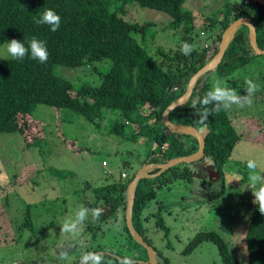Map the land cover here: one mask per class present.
I'll return each instance as SVG.
<instances>
[{
  "label": "rangeland",
  "instance_id": "374dc122",
  "mask_svg": "<svg viewBox=\"0 0 264 264\" xmlns=\"http://www.w3.org/2000/svg\"><path fill=\"white\" fill-rule=\"evenodd\" d=\"M107 1L112 8L122 2L127 20L149 23L143 36L138 34L137 38L158 62L163 57L160 51L174 50L186 34L192 39L189 44L198 49L211 45V35L218 32L219 26L211 22L218 19L219 9L228 2L244 6V0H183V8L194 18L172 28L170 17L162 11L131 1ZM6 46L7 43L0 46V60L9 57ZM110 66L107 58L90 62V66L55 64L53 71L77 88L81 83L99 84ZM227 70L214 69L204 78L212 87L219 78L241 96L246 94L244 81L248 78L258 83L260 90L250 107L233 105L227 110L240 137L223 166L222 179L211 181L204 177L203 171L211 170L212 164L204 156L202 161L187 163L196 171L191 179L177 178L155 187V197L143 207L139 222L160 264L164 257L168 264H222L212 241H203L186 251L195 233L208 229L217 231L228 242L240 264H247L243 236L254 204L252 192L259 186L250 184L246 161L255 159L257 171L264 169V53L255 54L233 73ZM113 116L92 122L68 108L38 103L32 110L34 120L25 119L29 124L25 135L0 133V264H81L80 257L95 250L103 257L101 264H120L125 256L135 264H146L145 250L127 237L122 217L117 221H93L89 212L76 235L60 231L65 219L74 218L80 205L93 208L86 203L99 200L105 186L124 180L122 174L128 177L140 169L148 151L157 147L156 142L144 136L133 141L110 133ZM41 125L43 138L36 147H29L34 135H42ZM148 169L154 166L148 164ZM221 184L224 192L219 194ZM27 208L31 229L23 225ZM158 217L168 231L157 226ZM60 253L66 255L61 258Z\"/></svg>",
  "mask_w": 264,
  "mask_h": 264
},
{
  "label": "trees",
  "instance_id": "16d2710c",
  "mask_svg": "<svg viewBox=\"0 0 264 264\" xmlns=\"http://www.w3.org/2000/svg\"><path fill=\"white\" fill-rule=\"evenodd\" d=\"M128 1L166 13L170 17L169 24L172 28H177L182 23L188 24L194 18L191 12L183 8V0H124ZM123 6L121 2V6L112 8L107 0H0V46L15 38L27 47L30 39L35 37L46 42L49 54L46 63H40L30 55L22 61L10 56L0 60V133L19 132L25 135L29 130L25 119L29 117L32 122L35 105L45 103L54 108H68L92 122L114 115L108 128L110 133L133 141L144 136L148 141L157 143L156 148L148 151L142 164H162L170 158L197 150L198 142L195 137L168 131L162 122V112L171 101L183 94L191 74L217 53L223 31L235 19L249 17L252 20L257 45L264 49V6L252 0L239 7L229 2L224 4L219 9L218 19L211 22L212 26L215 22L219 24L218 32L214 31L211 35V45L195 48L190 55L184 56L180 52L181 43L192 42L191 37L186 34L174 50L168 53L160 51L163 57L159 62L151 57L137 38L138 34L143 36L149 23L139 24L127 20L123 15ZM45 9H52L61 17L60 27L56 32L50 31L48 25L34 23V19ZM253 56L255 53L249 44L247 26L241 25L216 69L223 71L229 68L232 72L246 65ZM107 58L111 60V66L97 85L81 83L74 88L68 79L53 71L55 64L90 66V62ZM206 74L197 80L188 101L174 108L168 118L177 124L193 126L204 135V156L211 159L210 169L219 170L222 179L223 166L240 135L232 124V116L224 109L213 111L207 121L199 122L197 114L205 106L197 103L193 108L192 105L193 101L202 99L212 89L210 82L204 78ZM178 80L182 82L181 88L168 91V86ZM208 107L211 108V105ZM23 118L24 121L21 120ZM43 127L44 125L40 126L42 135H34L28 143L29 147H36L37 141L43 138ZM203 157L198 161H202ZM157 170L158 168H154L150 173ZM195 173L190 165L181 163L155 178H142L138 181L132 221L149 245L152 246L143 233L139 214L155 197V187H161L177 178L191 179ZM134 174L135 172L123 178L118 184L105 186L99 200L86 204L102 209L99 217L102 222L117 221L122 217V228L127 237L145 250L132 239L125 223V191ZM203 175L208 176L205 171ZM164 179L166 181H162ZM223 192L224 184H221L218 193ZM156 221L157 226L168 231L161 217ZM23 225L30 229L33 226L28 208L24 213ZM207 240L216 245L222 264H240L238 255L230 249L228 242L212 229L197 231L188 242L186 251ZM243 241L247 264H264V215L255 204L252 206ZM145 254L147 258V253ZM167 261L164 257L161 264H168Z\"/></svg>",
  "mask_w": 264,
  "mask_h": 264
},
{
  "label": "clouds",
  "instance_id": "9594fccd",
  "mask_svg": "<svg viewBox=\"0 0 264 264\" xmlns=\"http://www.w3.org/2000/svg\"><path fill=\"white\" fill-rule=\"evenodd\" d=\"M243 5H246L244 1ZM34 23L37 25H48L50 31L56 32L60 27L61 17L54 10L45 9L38 18L34 19ZM195 48V44L182 42L180 52L184 56H188ZM6 51L12 59L18 61H22L26 56L30 55L32 59L38 60L40 63H46L49 55L46 42L35 37L30 39L27 47L22 41L12 38L7 41ZM244 83L246 85V94L241 96L236 89L227 87L226 82L217 78L212 89L208 91L202 99L193 101V108L196 107L197 103L205 106L204 110L197 114L199 122L203 123L207 121L209 115H211L213 111L218 112L221 109L231 110L233 105L238 108H244L245 106L250 107L253 103L255 93L260 90V85L251 78L246 79ZM209 105H211V108L208 107ZM246 167L249 170L248 179L250 184L254 187L259 186L255 192H252L254 198L253 203L257 206L259 212L264 215V172L257 171L258 164L255 159H248L246 161ZM122 178H126L125 175H123ZM89 212H91L93 221L98 220L102 215V209L99 207L89 209L84 205H80L74 214V218L65 219L60 226V231L64 234L76 235L80 230V226L88 219ZM65 255V253L59 254L61 258ZM102 260L103 257L101 254L88 252L81 257V264H101ZM120 264H135V261L131 257L125 256L120 261Z\"/></svg>",
  "mask_w": 264,
  "mask_h": 264
},
{
  "label": "water",
  "instance_id": "95a60500",
  "mask_svg": "<svg viewBox=\"0 0 264 264\" xmlns=\"http://www.w3.org/2000/svg\"><path fill=\"white\" fill-rule=\"evenodd\" d=\"M252 1L264 6V0H252ZM241 25L247 26L249 44L252 47L254 53L255 54L264 53V49H260L257 45L256 29L252 20L249 17H239L235 19L223 31L217 53L207 63H205L201 68H199L195 73L191 74L183 94H181L176 99L171 101L162 112V122L164 123L168 131L171 133H176V132L185 133L195 137L198 142L197 150L191 154L170 158L162 164H151L154 166V168H158V170L153 173H149L150 170L148 169V164H145L135 172L133 179L127 184L125 191V201H126L125 212H124L125 223L132 239L146 250L147 253V260L145 261L146 264H160V263L156 259L155 250L151 245H149L144 240L142 235L135 229L132 221V211L134 206L137 183L142 178H148V179L155 178L172 166L181 163L195 162L200 160L204 156V146H205L204 135L197 128L193 126L186 124H177L170 121L168 115L174 108L183 105L188 101L197 80L202 75L218 67L227 47L234 38L238 27H240ZM181 86H182L181 80L174 81L172 84L168 86V91H170L171 89L178 90L181 88ZM207 174L211 181H218L220 179V172L217 169L208 170Z\"/></svg>",
  "mask_w": 264,
  "mask_h": 264
},
{
  "label": "built area",
  "instance_id": "2783aa9c",
  "mask_svg": "<svg viewBox=\"0 0 264 264\" xmlns=\"http://www.w3.org/2000/svg\"><path fill=\"white\" fill-rule=\"evenodd\" d=\"M247 3H248V0H244V4H247ZM123 175H124V174H123ZM123 175H122V176H123Z\"/></svg>",
  "mask_w": 264,
  "mask_h": 264
},
{
  "label": "flooded vegetation",
  "instance_id": "af4514ba",
  "mask_svg": "<svg viewBox=\"0 0 264 264\" xmlns=\"http://www.w3.org/2000/svg\"><path fill=\"white\" fill-rule=\"evenodd\" d=\"M233 40V39H232ZM231 43V42H230Z\"/></svg>",
  "mask_w": 264,
  "mask_h": 264
}]
</instances>
